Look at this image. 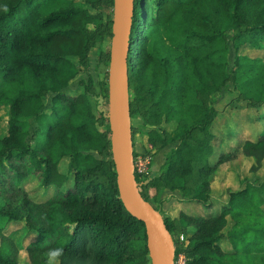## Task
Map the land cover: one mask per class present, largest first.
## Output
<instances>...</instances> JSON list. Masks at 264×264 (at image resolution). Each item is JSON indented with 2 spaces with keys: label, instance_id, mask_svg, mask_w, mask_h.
I'll return each instance as SVG.
<instances>
[{
  "label": "trees",
  "instance_id": "16d2710c",
  "mask_svg": "<svg viewBox=\"0 0 264 264\" xmlns=\"http://www.w3.org/2000/svg\"><path fill=\"white\" fill-rule=\"evenodd\" d=\"M49 1L0 0V108L6 110L0 133V264H19V251L26 255L23 264H45L54 247L65 250L58 264H150L143 223L118 198L107 120L92 109L94 95L106 106V80L95 93L90 75L78 67L87 63L92 45L110 37L111 9L102 17L93 0H64L42 11ZM103 2L112 8V0ZM133 6L126 60L131 136V119L141 113L171 124L145 128L150 145L161 148L175 140L158 172H134L138 190L152 204L147 186L178 189L183 200L207 208L214 170L210 126L217 110L206 99L230 82L234 98L261 107L264 118V52L242 51H264V0H134ZM228 39L234 57L227 68ZM107 60L108 49L97 53L96 62ZM21 117L31 118L30 129L22 127ZM240 149L252 156L251 169L260 166L264 124ZM62 159L65 171L58 169ZM31 177L51 192L34 199L22 185ZM263 203L264 174L228 188L214 213L163 216L174 254L182 251L185 264H264ZM10 221L19 225L3 232ZM180 231L183 243L175 239Z\"/></svg>",
  "mask_w": 264,
  "mask_h": 264
},
{
  "label": "rangeland",
  "instance_id": "374dc122",
  "mask_svg": "<svg viewBox=\"0 0 264 264\" xmlns=\"http://www.w3.org/2000/svg\"><path fill=\"white\" fill-rule=\"evenodd\" d=\"M64 0H50L47 6L41 8L42 11L47 10L51 5L56 3H63ZM92 5L94 9L101 10L103 14L109 13L111 7L103 0H93ZM106 19V18H104ZM93 23H88L87 28L93 29ZM260 44L264 48V39L260 40ZM109 46V36L104 35L90 47L87 56V63L85 65L78 66L79 73L85 76L90 75L95 93H99V87L106 80V68L107 65L104 61L96 62L97 53L99 51L106 52ZM245 53L252 56H259L263 54V49H255L244 46L242 49ZM234 51L230 40H227V55L226 59L228 68L233 61ZM75 84L71 85L74 88ZM75 89V88H74ZM237 90L230 82H226L219 90L214 91L207 99V103L213 105L217 110V113L211 123L210 131L213 137L211 138L212 153L209 157V162L213 165L214 170L210 174V205L205 208L199 203H193L183 200V196L178 189H169L163 187L147 186L146 193L150 198L153 206L159 207L162 216L175 217L178 216V211H184L187 213H197L203 211L204 214L214 213L219 209V206L226 201V192L228 188H237L241 185L244 179L250 182H256L261 179L264 174V156L262 158L260 166L255 169H251L250 165L253 162L252 156L244 155L241 152L240 145L244 139H254L258 131L263 127L264 118L260 116L262 108H253L246 106L243 102L237 101L234 97ZM46 103V102H45ZM95 102L92 101V109L94 110ZM5 108H0V133L4 132L5 128ZM22 127L24 129H30L32 126V120L30 117H21ZM131 123L134 126L132 131V147L136 151V157L143 155L147 157L148 162L146 167V173H156L162 167L164 153L175 144V140L164 145L161 148H155L150 145L146 140L145 128L156 127L157 129L163 128V126L171 127V124H164L163 120L159 123H154L145 117L143 114L138 113L137 116L131 119ZM178 131H172V135L175 139ZM59 171L66 170V159L60 160L58 164ZM23 187L27 190L30 196L34 199L48 195L51 192V186L44 189L40 188L35 181V178L31 177L26 182L22 183ZM41 199V198H40ZM264 208V203H263ZM181 219V218H180ZM183 223V219L181 220ZM1 223V222H0ZM181 223V224H183ZM231 220L228 219L227 224L223 228V231L229 227ZM2 225V223L0 224ZM19 225V222L10 221L3 224V232H7L8 229L14 228ZM184 225V224H183ZM179 235L182 236L183 243L184 233L180 231L175 235V239L178 240ZM32 233L25 237L26 241L32 238ZM220 245L223 248L228 247L227 241L221 238ZM141 243V242H140ZM17 261L19 264L26 262V255L23 251H19L17 255Z\"/></svg>",
  "mask_w": 264,
  "mask_h": 264
},
{
  "label": "water",
  "instance_id": "95a60500",
  "mask_svg": "<svg viewBox=\"0 0 264 264\" xmlns=\"http://www.w3.org/2000/svg\"><path fill=\"white\" fill-rule=\"evenodd\" d=\"M133 4L134 0H112L106 106H103L101 95L93 97L96 99L95 107L108 124L118 198L126 211L143 223L150 264H173L172 235L163 222L160 209L141 196L134 173L126 63ZM147 180L148 177L143 182Z\"/></svg>",
  "mask_w": 264,
  "mask_h": 264
},
{
  "label": "built area",
  "instance_id": "2783aa9c",
  "mask_svg": "<svg viewBox=\"0 0 264 264\" xmlns=\"http://www.w3.org/2000/svg\"><path fill=\"white\" fill-rule=\"evenodd\" d=\"M141 157L133 158L134 172L137 173H146V167L148 159L147 157L140 155ZM182 241V236L179 235L177 242ZM186 257L182 251H178L173 255V264H185Z\"/></svg>",
  "mask_w": 264,
  "mask_h": 264
},
{
  "label": "clouds",
  "instance_id": "9594fccd",
  "mask_svg": "<svg viewBox=\"0 0 264 264\" xmlns=\"http://www.w3.org/2000/svg\"><path fill=\"white\" fill-rule=\"evenodd\" d=\"M5 11H7V8H5ZM64 252L63 247L49 248L45 254V264H58Z\"/></svg>",
  "mask_w": 264,
  "mask_h": 264
}]
</instances>
